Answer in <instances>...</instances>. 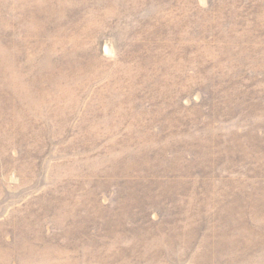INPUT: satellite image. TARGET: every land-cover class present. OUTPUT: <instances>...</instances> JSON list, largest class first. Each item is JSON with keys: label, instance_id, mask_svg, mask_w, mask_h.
Listing matches in <instances>:
<instances>
[{"label": "rangeland", "instance_id": "374dc122", "mask_svg": "<svg viewBox=\"0 0 264 264\" xmlns=\"http://www.w3.org/2000/svg\"><path fill=\"white\" fill-rule=\"evenodd\" d=\"M0 264H264V0H0Z\"/></svg>", "mask_w": 264, "mask_h": 264}]
</instances>
